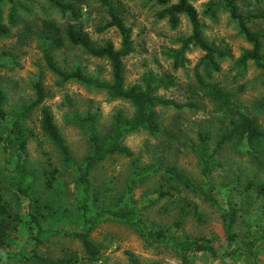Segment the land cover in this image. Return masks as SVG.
<instances>
[{
    "label": "rangeland",
    "instance_id": "1",
    "mask_svg": "<svg viewBox=\"0 0 264 264\" xmlns=\"http://www.w3.org/2000/svg\"><path fill=\"white\" fill-rule=\"evenodd\" d=\"M14 1L19 6L29 7L31 12L21 10L19 24L10 29L9 35L0 36V90L7 96L5 111L15 120L16 114L35 100L33 87L42 80L47 94L45 106L51 110L75 159L83 163L90 154L89 140L66 119L75 115L98 116L95 129L105 139L114 117L123 113L127 118H133L135 109L127 102L113 100L107 93L78 83L63 85L61 79L47 69L40 49L43 26L48 21L58 25L81 26L98 47L112 43L117 50L121 48V36L115 29L98 32L110 22L103 0H63L77 5L81 14L79 20L70 14L64 17L49 0ZM109 1L118 8L125 25L132 30L134 53L124 61L126 87L144 85L148 75L154 76L158 82L167 79L174 85L169 89H160L157 96L179 105L192 104L196 107L181 110L157 108L161 135L152 136L144 130L132 134L123 142L132 153L131 157L114 155L99 164L92 173L93 210L130 212L131 218L143 220L152 230L166 231L181 240L209 239L217 246L224 245L226 235L221 213L202 198L168 182V171L174 169L193 182L205 185L207 181L195 153L199 134L210 132L212 135L211 155L220 139V129L226 128L228 123L227 120L224 124L221 113L204 96L196 79V68L204 53L191 48L185 54V67H175L173 54L179 52L181 42L191 36V24L185 16H181L178 27H172L168 18L160 17L166 8L149 0ZM177 2L173 0L172 4ZM209 3L210 0H196L193 6L199 14L204 38L227 57L220 60V71L214 73L211 79L206 78L203 68L199 72L206 83L219 85L231 93L241 112L256 120L264 131V75L253 64L245 72L235 68L236 62L251 46L240 35L237 24L228 13L218 11L213 16L208 14ZM12 5L6 1L3 6L6 26H9ZM239 7L242 13L264 12V0H240ZM252 28L263 31L264 21L254 23ZM53 56L57 65L69 72L80 67L90 79L102 83L112 81L109 62L95 59L81 48L68 43L62 49L53 50ZM19 123L23 139L16 135L9 143L2 141L8 133L0 125L1 151L6 146L14 149L19 141H26L27 170L33 179L35 194L43 203L45 226L62 232L78 230L75 175L65 168L59 151L42 132L39 111ZM213 162L221 167L212 171L209 184L224 208L229 201L239 203L249 183H264V147L254 152L247 143L235 141L216 155ZM53 169L60 172L58 181L54 188L47 189V173ZM134 183L136 186L130 191ZM173 187L180 191L172 190ZM161 192H171L174 197L161 198ZM255 197L254 212L241 218L235 228L240 244L246 250L243 255L227 260L193 253L189 255L187 264H254L256 259L259 264H264V245L258 243L264 235V201ZM5 198L15 215L18 206L9 186L5 187ZM183 209L187 210V214H183ZM3 226L5 244L0 245V254L30 256L34 250L31 234H27V230L21 228L14 218L7 220ZM91 239L101 251L96 261L88 260L78 241L61 236H47L36 252L50 259H71L75 264H132L131 258L136 259L138 264H183L181 256L171 246L146 244L136 229L124 222L102 221L92 232ZM249 244L256 259L249 254ZM0 264L39 263L5 260Z\"/></svg>",
    "mask_w": 264,
    "mask_h": 264
},
{
    "label": "trees",
    "instance_id": "2",
    "mask_svg": "<svg viewBox=\"0 0 264 264\" xmlns=\"http://www.w3.org/2000/svg\"><path fill=\"white\" fill-rule=\"evenodd\" d=\"M6 1H10L13 4L8 16L9 26L4 24L3 6ZM49 1L56 9L61 11L64 17L70 14L75 20L80 19L81 14L76 4L63 0ZM149 1L156 2L166 8L160 17L168 18L174 28L178 27L181 16H185L189 20L192 34L188 39L181 42V50L174 52L175 67L177 69L185 67V54L191 48L202 51L204 57L196 68V79L204 96L209 98L215 105L217 112L221 113L224 124L228 120L226 128L222 127L220 129V139L216 142L215 149L211 155L209 154V148L212 142V135L210 132H200L199 134V143L196 146L195 153L202 165L203 176L207 181L205 185L193 182L177 173L174 169L168 171L167 174L168 182L175 183L190 194L202 198L221 213V221L226 235L225 244L217 246L209 239L181 240L176 235L173 236L166 231L150 229L143 220L131 218L130 212L119 213L112 210L94 212L92 173L96 167L114 155L131 157L132 153L124 146L123 142L132 134L144 130L152 136L161 135L162 126L159 122L157 108L172 107L181 110L196 107L192 104L179 105L157 96L160 89H169L174 85L167 79L158 82L154 79V76L148 75L144 79V85L126 87L124 61L134 53L132 30L125 25L118 8L109 0H103L110 22L100 28L98 32L104 33L111 29L117 30L122 39L119 50L112 43L98 47L81 26L73 24L58 25L49 21L45 22L43 26L40 49L44 55L47 69L61 79L63 85L78 83L86 88L107 93L113 100L129 103L135 109V115L133 118H127L123 113H118L114 117L111 130L105 139H102L95 129L98 116L89 114L87 117L78 115L68 117L66 119L67 123L82 132L88 138L91 146L90 154L83 163H79L58 128L51 110L45 106L47 94L42 80L33 87L36 96L35 100L29 106L20 110L16 114L15 120H12L5 111L4 106L7 96L3 90H0V125L8 133L7 138L2 141L9 143L10 139L12 140V137L16 135L21 136L19 139L22 140L24 134L19 121L28 118L35 111L40 112L42 132L59 151L65 168L75 175L77 190L76 213L80 222L78 230L71 232L47 228L44 224L43 203L38 200L35 194L33 179L27 170L28 154L26 153V141H19V144L15 145L14 149L6 146L1 151L0 147V245L5 244V235L3 233L5 227L3 225L7 220L13 218L21 228L27 230V234H31V241L34 242V250H32L30 256H24L20 253H4L0 254V262L7 260L23 263L35 261L39 264H75L71 259L55 260L39 256L36 249L42 245L43 239L47 238V236H61L78 241L82 245L88 260L96 261L100 258L101 251L91 239V234L104 220H115L128 224L136 229L146 244L158 245V247L171 246L179 253L183 264H187L189 255L193 253L227 260L240 257L243 255L242 253H245V247L242 248L243 245L241 246L240 244L239 235L235 228L241 218L249 217L254 212L257 200L255 195L264 201V183H249L241 194L240 202L229 201L227 207L224 208L212 193L214 188L209 184V177L213 170L221 167L213 162V158L221 153L226 146L238 141L240 144L247 143L251 150L258 152V148L264 147V131L256 120L241 112L231 93L219 85L206 83L203 75L199 72L203 68L206 78L211 79L214 73L220 71L219 62L225 59L227 55L204 38L199 14L193 6V2L196 0H178L176 4H172L173 0ZM239 2L240 0H210L208 14L213 16L218 11L228 13L237 24L240 35L251 46L250 50L244 51L241 58L236 62L235 68L245 72L250 64H253L264 75V30L256 31L252 28L254 23L264 21V12L242 13ZM21 10L31 12L29 7L19 6L14 0H0L1 37L9 35L10 29L19 24V13ZM68 43L74 47L81 48L95 59L109 62L112 69V81L110 83H102L99 80L90 79L80 67L71 72L59 67L53 56V50L62 49ZM11 124L12 127H9ZM1 157L3 158L1 159ZM59 173L57 169L47 173V189L55 187ZM8 186L12 188L14 202L18 206L15 215L12 213V207L5 198V187ZM135 186L136 184L134 183L130 191ZM172 190L180 191L175 187ZM159 196L161 198L174 197L171 192H161ZM183 214H187L186 209H183ZM198 217H200L199 213ZM17 226L15 230H17ZM258 243L264 245V235ZM250 247L251 244H249L247 249H250ZM253 252L254 250L250 249L249 254L254 256ZM254 258L256 259L255 256ZM131 262L132 264H138V261L134 258H131ZM254 264H259L257 259L254 260Z\"/></svg>",
    "mask_w": 264,
    "mask_h": 264
}]
</instances>
